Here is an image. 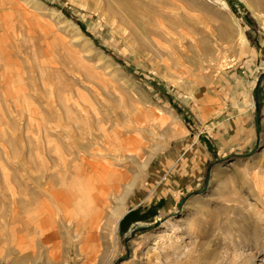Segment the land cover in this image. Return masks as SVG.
Listing matches in <instances>:
<instances>
[{
  "label": "rangeland",
  "instance_id": "1",
  "mask_svg": "<svg viewBox=\"0 0 264 264\" xmlns=\"http://www.w3.org/2000/svg\"><path fill=\"white\" fill-rule=\"evenodd\" d=\"M0 264H264V0H0Z\"/></svg>",
  "mask_w": 264,
  "mask_h": 264
},
{
  "label": "bare ground",
  "instance_id": "2",
  "mask_svg": "<svg viewBox=\"0 0 264 264\" xmlns=\"http://www.w3.org/2000/svg\"><path fill=\"white\" fill-rule=\"evenodd\" d=\"M57 196H62V198H63V200H65L66 202L68 201V199L67 198H65L63 195H57ZM104 194L103 193H101V194H99V195H95L93 198H94V201L99 205V204H101V202H102V199H104ZM59 204H61L60 202H59ZM63 206V205H62ZM107 207V206H106ZM111 208V207H110ZM127 211V209L125 208V209H121V207L120 208H118V209H112V212L108 215V217H107V219H106V223H105V228H106V230L108 229V230H111L113 233H115V232H117L118 231V229H119V223H120V221L123 219V217L125 216V214L127 213L126 212ZM121 212H126V213H124V215H122V213ZM102 216H103V214H102V211H97L94 215H93V217H92V219H91V227H93L94 225L95 226H99L100 225V223H101V219H102ZM103 221V220H102ZM94 226V227H95ZM94 227H93V229H94ZM101 229V228H100ZM105 231V230H104ZM113 233H111V234H113Z\"/></svg>",
  "mask_w": 264,
  "mask_h": 264
}]
</instances>
